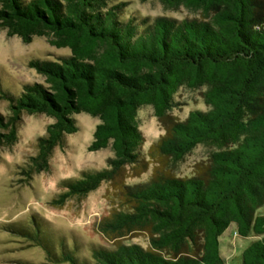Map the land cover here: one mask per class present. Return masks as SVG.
<instances>
[{
    "label": "trees",
    "instance_id": "trees-1",
    "mask_svg": "<svg viewBox=\"0 0 264 264\" xmlns=\"http://www.w3.org/2000/svg\"><path fill=\"white\" fill-rule=\"evenodd\" d=\"M199 17L138 18L119 0H0V30L28 43L52 35L68 48L55 59L28 61L43 83L16 92L0 83V147H11L23 114L53 119L36 138L22 169L24 180L48 172L54 148L78 130L75 114L98 119L88 151L109 147L103 168L65 179L51 200L61 206L84 197L102 182L121 202L95 228L112 247L82 257L64 238L32 217L12 228L40 246L39 264H225L220 236L229 225L258 238L240 252L241 264H264V0H158ZM204 87L206 109L168 119L180 86ZM151 105L164 133L143 149L137 110ZM198 144L213 147L191 176H175L171 165ZM153 163L144 181L126 183ZM147 235L145 247L131 241ZM34 264V263H23Z\"/></svg>",
    "mask_w": 264,
    "mask_h": 264
},
{
    "label": "rangeland",
    "instance_id": "rangeland-1",
    "mask_svg": "<svg viewBox=\"0 0 264 264\" xmlns=\"http://www.w3.org/2000/svg\"><path fill=\"white\" fill-rule=\"evenodd\" d=\"M119 0H112V3ZM127 13L135 17L168 16L176 19L199 17L198 11L180 5L178 8H166L158 0H123ZM52 35L34 36L23 43L17 36L7 37L0 30V83L13 91H18L24 83L41 82L43 77L28 66L34 58L55 59L69 53L68 48L51 44ZM204 87L189 88L180 86L173 95L178 105L167 111L168 119H183L189 110L206 109L203 97ZM0 113L6 114V104L0 101ZM78 130L65 135L63 147L54 148L49 159L48 172L34 173L24 180L21 172L26 162L35 152L36 138L43 134L47 124L53 119L45 114H23L17 129V140L11 147H0V264H39L44 260L42 248L24 239L11 229L29 226L30 219L41 220L50 229L56 239L64 238L69 246H75L78 253L89 258L94 247H112L95 228L98 220L118 207L121 196L109 183L102 182L98 188L84 197H73L57 206L51 200L62 190L65 179H76L83 171L103 168L106 159L112 156L109 147L97 151H88L87 146L93 138V130L98 123L96 117L84 112L74 115ZM138 127L143 133V149L164 133V126L154 115L151 105H143L137 110ZM213 147L198 144L182 161L166 167L175 176H191L196 165L207 161ZM153 163L148 170L138 176H128L126 183L142 182L151 174ZM131 241L145 247L147 235L133 232ZM259 236L249 233L239 236L235 225L231 224L220 236V253L225 264H241V250Z\"/></svg>",
    "mask_w": 264,
    "mask_h": 264
}]
</instances>
